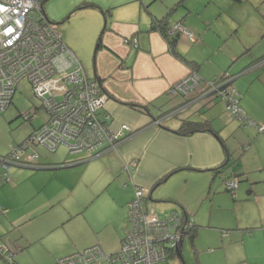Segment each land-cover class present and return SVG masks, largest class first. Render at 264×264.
<instances>
[{
  "label": "crops",
  "instance_id": "1",
  "mask_svg": "<svg viewBox=\"0 0 264 264\" xmlns=\"http://www.w3.org/2000/svg\"><path fill=\"white\" fill-rule=\"evenodd\" d=\"M84 4L93 7L78 9ZM44 8L84 72L108 94L101 115H109L114 132L124 126L132 132L117 151L94 158L51 156L31 145L38 159L11 166L16 169L8 171L10 182L0 185V247L14 252L15 264H55L96 246L107 257L117 254L130 228V203L137 188H144L146 209L161 219L174 213L194 219L195 239L188 232L183 245L189 238L195 249L210 229L220 237L218 244L242 251L229 264H264V133L222 115L216 108L221 99L209 94L212 80L233 76L231 88L243 114L264 126V0H48ZM191 19L198 24L186 23ZM158 21L182 23L193 37L180 36L171 49ZM126 38H137L138 47L127 46ZM93 51L91 71L83 65ZM192 73L200 78L196 89L172 94ZM186 119L208 123L212 132L177 134ZM227 162V174L239 185L234 192L213 190L217 178L224 185L213 170ZM190 173L203 175V186L209 185L208 221L174 195L152 194L164 183L180 182L176 175L187 180ZM243 207L244 219L219 222L226 210L240 216ZM158 211L170 213L161 217ZM106 262L121 264H96Z\"/></svg>",
  "mask_w": 264,
  "mask_h": 264
},
{
  "label": "built area",
  "instance_id": "2",
  "mask_svg": "<svg viewBox=\"0 0 264 264\" xmlns=\"http://www.w3.org/2000/svg\"><path fill=\"white\" fill-rule=\"evenodd\" d=\"M44 1L0 0V115L12 105L17 88L24 79L31 84L49 115L48 122L34 132L29 141L14 146L9 156L0 161L4 168L1 184L10 181L8 171L11 166H30L38 159L35 153L25 160L31 145L43 146L52 153L64 146L72 155L87 153L94 158L117 151L128 139L126 132H132L128 126L114 132L109 126V115H101L109 96L98 81L90 79L84 72L80 62L63 43L57 26L43 16ZM174 34L193 37L180 24L171 27L169 35ZM124 43L138 47L137 38H126ZM199 84V76L192 73L170 91L188 95ZM223 85L210 82L209 91H217L215 95L226 102L227 111L247 129L257 128L264 133V126L257 125L243 114L234 96L235 91H218ZM226 186L235 190L238 181L232 179ZM145 194L144 188H137L130 203L131 226L117 256L107 257L96 246L64 257L57 264L101 263L105 259L121 264H170V256L177 254L195 223L179 213L161 219L146 209Z\"/></svg>",
  "mask_w": 264,
  "mask_h": 264
},
{
  "label": "rangeland",
  "instance_id": "3",
  "mask_svg": "<svg viewBox=\"0 0 264 264\" xmlns=\"http://www.w3.org/2000/svg\"><path fill=\"white\" fill-rule=\"evenodd\" d=\"M161 4V2H160ZM189 6V5H188ZM187 8V7H186ZM186 23L193 25L198 24L195 19L188 20ZM187 30L194 33L190 28L186 27ZM181 38H186L181 36ZM188 41H190L188 39ZM193 42V41H191ZM96 63L95 51L92 52L90 56V63L84 62L83 66H89V70L93 71V68ZM85 66V67H86ZM92 73V72H91ZM91 79V78H90ZM202 85H206V83H202ZM220 109L222 115H227L232 120L235 118L227 111L226 102L221 99L219 104L216 107ZM36 109H38L36 111ZM36 111V113H35ZM25 115L23 118L21 115ZM28 114H35L34 119L32 121L27 120ZM49 120L48 113L43 109L42 101L36 96L32 86L29 82L24 79L20 82L17 92L15 94L12 106L4 113L0 115V161L9 156L14 146H20L24 144V142L30 137V135L34 132V127L43 126ZM239 122V120H237ZM42 147V148H41ZM37 147L36 150L47 153L51 156H61L64 155L68 158V150L65 147H59L57 153L50 152L47 148L41 146ZM65 152L67 154H65ZM34 154V150L31 148L28 150V155ZM71 157V156H69ZM73 158V157H71ZM234 159L232 160V163ZM1 164V163H0ZM3 167L1 164V170L3 173ZM16 168L11 167V170H15ZM190 176L187 180L182 179L179 175L176 177L180 178V182L178 179L172 180L170 182L164 183L158 186L153 190L152 194H156V196L160 197H168L170 195L176 196V198L181 199L186 202L187 205L192 208L191 210H199L201 211L204 219L208 221L210 219V208L209 206L212 204V197L209 196V185L205 188L203 186V182L201 178L203 175H197V173H190ZM10 182V181H9ZM8 182V183H9ZM7 184V183H6ZM0 185H2L0 183ZM213 190H221V192H225L226 186L220 181L219 178L212 185ZM214 191L212 192V194ZM230 195L232 193H229ZM220 199V197L216 198V203ZM155 201V200H153ZM166 202V201H164ZM163 202V203H164ZM152 206H157V204L151 202ZM167 204L168 203H164ZM163 204V205H164ZM170 205V204H169ZM226 208V206L224 207ZM174 209H178L177 207ZM246 207H243L241 210L240 216H237V212L226 210L225 216L219 220V222L231 224L240 219H244L246 217ZM178 212V211H177ZM161 217H166L168 213H163V211H158ZM218 212H214L213 221L216 222L218 219ZM237 223H235L236 225ZM1 225V223H0ZM203 228H207L206 226H202ZM220 238V237H219ZM215 232L210 229H205L202 232V235L198 237L196 240L197 246L195 249L189 238H187L184 242L182 248L183 259L185 264H209L207 262H213L214 264H229L228 259H238L240 255H242V251L239 248H235V246L223 247L220 243L219 239ZM218 241L220 242L218 244ZM214 247H218L214 248ZM256 246H252L254 248ZM211 248L212 252H208ZM206 253H205V252ZM208 253V255H207ZM251 257H254L252 251L250 252ZM106 262L105 264H107ZM0 264H6L0 259ZM109 264V263H108ZM170 264H182L178 257H174V259L170 260Z\"/></svg>",
  "mask_w": 264,
  "mask_h": 264
},
{
  "label": "trees",
  "instance_id": "4",
  "mask_svg": "<svg viewBox=\"0 0 264 264\" xmlns=\"http://www.w3.org/2000/svg\"><path fill=\"white\" fill-rule=\"evenodd\" d=\"M48 0H45L44 2H43V7H42V14H43V16H45L46 18H47V16H46V14H45V8H44V5H45V3L47 2ZM235 1H237V2H239V1H241V0H235ZM86 7H93L92 5H90V4H84V5H82V6H80L78 9H81V8H86ZM48 19V18H47ZM51 23H53V22H51ZM53 24H55V23H53ZM180 25H183L182 23H179ZM56 25V24H55ZM172 24L171 23H169V22H166V21H158L157 23H156V27H157V29H159V31L163 34V36H164V38H166V40L168 41V43H169V45H170V47H171V49H173L175 46H176V44H177V42H178V38L180 37V35L179 34H174L173 36L172 35H169V31L171 30V26ZM230 75V74H229ZM234 77L233 76H231L230 75V78H227V79H229L228 80V83H229V81L230 80H232ZM227 79H226V76H222V77H219V78H217V79H214V80H212L211 81V83H213V84H215V85H220V84H225L226 83V81H227ZM30 84V83H29ZM31 85V84H30ZM226 92H232V91H235L234 89H232L231 88V84H229L227 87H224L223 88ZM17 92V91H16ZM16 94V93H15ZM238 93L236 92L235 94H234V96L238 99V101L240 100V98L238 97ZM217 96V95H216ZM14 97H15V95H14ZM218 97V96H217ZM218 98H220V97H218ZM221 99V98H220ZM13 100H14V98H13ZM239 103H240V101H239ZM12 104H13V102H12ZM12 106V105H11ZM10 106V107H11ZM136 107H138V106H136ZM139 108H141V107H139ZM38 109H36V111H37ZM36 111H35V113H36ZM4 114V113H3ZM23 118H25V115H21ZM34 116H35V114H28L27 115V117H28V119L27 120H29V121H32L33 119H34ZM48 122V121H47ZM45 125V124H44ZM43 125V126H44ZM42 127V126H41ZM40 127V128H41ZM39 128V129H40ZM38 129V130H39ZM37 130H35L34 132H36ZM34 132L30 135V137L34 134ZM177 132V134H179V135H183V136H190V135H193V134H196V133H199V132H212V129H211V127H210V125L208 124V123H200V122H194V121H191V120H188V119H186V120H183L182 121V126H181V128L178 130V131H176ZM216 134V133H215ZM217 135V134H216ZM30 137L27 139V141H29V139H30ZM25 143V142H24ZM36 145V144H35ZM38 146V145H37ZM40 146V145H39ZM68 150V149H67ZM68 152H69V150H68ZM69 154H71L70 152H69ZM72 155V154H71ZM224 166L225 165H223L221 168H218V169H215V170H213V172L215 173V175H219V174H221V179L222 180H224V185L226 186L227 185V183L230 181V180H232V179H236L235 178V176L233 175V174H227V172H224L223 171V168H224ZM2 174V173H1ZM1 174H0V176H1ZM167 179V178H166ZM166 179H164L163 181H162V183L163 182H165L166 181ZM237 180V179H236ZM238 181V180H237ZM238 185H239V182H238ZM226 189H227V191L228 192H234V190H229L228 188H227V186H226ZM236 190V189H235ZM134 199V198H133ZM186 216V215H185ZM186 217H188V216H186ZM190 219H193V218H190ZM193 221H194V219H193ZM128 224H129V226H131V224H130V220H128ZM194 223H195V221H194ZM196 224H194V227H192V229H190L189 230V234L190 235H192V237L195 239V236H196V234H197V231H196ZM127 233H128V231H127ZM127 235V234H126ZM126 237V236H125ZM125 239V238H124ZM124 241V240H123ZM123 241H122V244H123ZM122 244H121V249H122ZM121 249H120V251H121ZM2 250V251H1ZM120 251L117 253V254H114V255H111V257H114V256H117L119 253H120ZM14 252H12L11 250H9L8 248H6V247H0V258L1 259H3V262H5L6 264H15V262L13 261V258H14ZM5 256V257H4ZM7 257V259H5ZM110 257V256H109ZM174 257H178L177 256V254L176 255H172V256H170V260H172V259H174ZM170 260H169V263H170ZM11 263H10V262ZM104 261H108V260H104ZM111 262H113V260H110ZM58 262V261H57ZM57 262L55 263V264H57ZM114 263V262H113ZM115 263H116V261H115ZM119 263H121V262H119ZM90 264H96L95 262L94 263H90Z\"/></svg>",
  "mask_w": 264,
  "mask_h": 264
},
{
  "label": "water",
  "instance_id": "5",
  "mask_svg": "<svg viewBox=\"0 0 264 264\" xmlns=\"http://www.w3.org/2000/svg\"><path fill=\"white\" fill-rule=\"evenodd\" d=\"M231 82H232V81H231ZM231 82H230V81H229V83L226 82V83L223 85V87H219V88H218V91H222V90H224L223 88H224V87H227L229 84H231ZM216 92H217V91L214 90V91L209 92V94H213V95H215ZM227 167H228V162H227V164H225V166H224V168H223V171H224V172H228ZM182 246H183V243H181V245L179 246V248H178V250H177V256H178V258L181 260V262L185 264L184 259H183V254H182Z\"/></svg>",
  "mask_w": 264,
  "mask_h": 264
}]
</instances>
